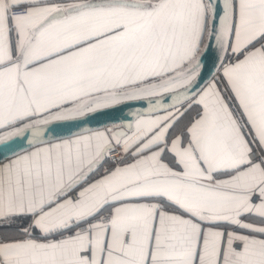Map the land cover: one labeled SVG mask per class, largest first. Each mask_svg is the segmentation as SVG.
I'll use <instances>...</instances> for the list:
<instances>
[{
  "label": "snow or ice",
  "instance_id": "6c2138e0",
  "mask_svg": "<svg viewBox=\"0 0 264 264\" xmlns=\"http://www.w3.org/2000/svg\"><path fill=\"white\" fill-rule=\"evenodd\" d=\"M0 264H264V0H0Z\"/></svg>",
  "mask_w": 264,
  "mask_h": 264
},
{
  "label": "built area",
  "instance_id": "2783aa9c",
  "mask_svg": "<svg viewBox=\"0 0 264 264\" xmlns=\"http://www.w3.org/2000/svg\"><path fill=\"white\" fill-rule=\"evenodd\" d=\"M112 158H113V159H116V157H115V156H113Z\"/></svg>",
  "mask_w": 264,
  "mask_h": 264
}]
</instances>
